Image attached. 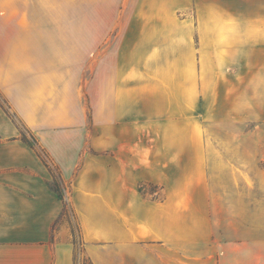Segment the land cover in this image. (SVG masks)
Instances as JSON below:
<instances>
[{
	"label": "rangeland",
	"instance_id": "obj_1",
	"mask_svg": "<svg viewBox=\"0 0 264 264\" xmlns=\"http://www.w3.org/2000/svg\"><path fill=\"white\" fill-rule=\"evenodd\" d=\"M162 4L174 46L163 73L25 77L31 99L40 89L54 104L48 114L66 92L87 119L85 219L45 156L65 203L57 225L74 264H264V0Z\"/></svg>",
	"mask_w": 264,
	"mask_h": 264
},
{
	"label": "crops",
	"instance_id": "obj_2",
	"mask_svg": "<svg viewBox=\"0 0 264 264\" xmlns=\"http://www.w3.org/2000/svg\"><path fill=\"white\" fill-rule=\"evenodd\" d=\"M159 12H168L159 0H0V94L9 105L0 102V264H74L57 225L65 203L50 187L45 156L66 186V202L87 216L83 185L91 173L84 164L78 170L85 112L81 104L71 111L75 94L64 92L61 112L48 114L54 104H45L40 89L31 99L25 77L39 84L41 77L160 74L174 46L173 23ZM110 99L107 88L104 106ZM14 113L31 126L41 156L23 140Z\"/></svg>",
	"mask_w": 264,
	"mask_h": 264
},
{
	"label": "trees",
	"instance_id": "obj_3",
	"mask_svg": "<svg viewBox=\"0 0 264 264\" xmlns=\"http://www.w3.org/2000/svg\"><path fill=\"white\" fill-rule=\"evenodd\" d=\"M31 148H33L38 154L39 156H41L40 154V151H39V148L37 147L36 143L33 142V143H27ZM45 165L48 167L49 165L47 164V162L45 161ZM57 195L59 196V198L62 200V197H61V194H59V192H57L56 190H54ZM65 206V205H64Z\"/></svg>",
	"mask_w": 264,
	"mask_h": 264
}]
</instances>
